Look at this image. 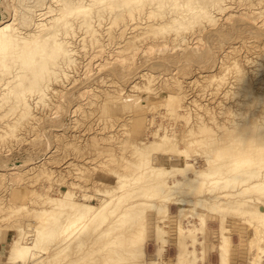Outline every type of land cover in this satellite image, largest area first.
Here are the masks:
<instances>
[{"label": "rangeland", "instance_id": "obj_1", "mask_svg": "<svg viewBox=\"0 0 264 264\" xmlns=\"http://www.w3.org/2000/svg\"><path fill=\"white\" fill-rule=\"evenodd\" d=\"M83 1L86 0H81L78 3L82 5ZM212 2L222 8L211 6ZM57 5L54 0H0V25L11 22L15 27L7 31L12 34L14 43L12 42L13 44L8 46L0 44V64L9 65L7 71L0 70L1 95L2 93L8 94L1 86L6 82L8 84H4L5 86L10 85L15 80V71L18 68H29L33 64V54L22 51V49L30 50L32 42L22 36L36 31V21L46 22L48 16L50 18V15L52 17L57 13L59 11ZM198 6H202L203 10H208L209 20L194 17L191 14V11ZM176 7L170 6L167 7L168 10L164 8L162 14L152 15L148 12L150 8L144 6V10L141 8L139 12L138 9H134L133 17L130 15L129 18L128 14H123L124 17L119 16L120 18L115 19L116 21H111L112 19L109 17L111 13H101L104 12L101 9L97 14L94 12L96 7L91 6L92 9L89 11L92 12V15L86 13L85 19L89 20L90 16L94 17L90 22L94 25L97 21L95 27L99 25V30H97L96 36L98 35L97 39H100L92 40L76 27L73 31L64 34L66 37L62 35V38L67 41L66 47L72 51V53L69 51V55L73 59L71 58L67 62L63 54L56 51L53 45H49L55 51V60L57 59V64H60L62 69L61 72L55 71V77L49 79L45 92H50H46L41 98H38L40 100H36L35 95L30 96L31 98L28 97L30 105L28 112L31 117L18 118L21 109L16 107V109L8 111V101H4L0 105V131H2L0 133H5L8 130L7 132L10 134L0 137V264H9L6 261V252L9 249L11 238L15 234L16 225H24L25 222L36 223L37 219L33 218L32 208L37 209L40 205L42 206L40 200L36 198L42 194L57 196L58 190L66 188H73L74 192L83 189L88 194L93 193L95 187H103V183L101 184L96 178L99 175L109 176V171L116 167L115 164L123 151L124 155H129L127 147L134 136L138 135L137 137L140 139L143 137L142 141H147L151 139L155 130H158L156 131L158 134H161L165 128L174 133L181 129L186 131L188 125L185 124V121L189 119L190 123H194L196 118H199L201 120L197 121L208 124L209 122L210 124L220 122V124L229 125L233 121L238 123L240 121L241 124L245 122L252 126L253 144L259 142L264 144V10H262L264 9V0H196L188 8L192 9L191 11L187 9L186 13L182 12L186 19L179 15L173 22H166L167 15L177 13L174 12L178 9ZM72 18H76V20ZM80 18L81 15L77 12H73L67 17L68 21L74 23L73 26ZM137 18L139 21L136 20ZM121 19L125 23L121 22ZM163 22L165 28L160 27L161 24H164ZM115 23L118 25L120 23V25L117 27ZM153 24L154 26L157 24L159 27L158 32H155L156 35L150 30ZM101 25L105 28L103 27V29ZM130 25H133L135 29ZM118 33L124 34V36H118ZM138 35L143 36L141 40ZM58 37H61V34ZM89 39L95 43L90 42ZM245 90L248 93L243 92L242 95V91ZM246 95L251 96V98L248 96L249 101L252 100L251 103L256 105L259 103L260 107L257 106L260 110L254 104L249 105L250 102L246 99ZM253 97L256 101L253 100ZM239 98L243 100L240 101ZM39 101H43V103ZM245 101L246 104L243 105ZM237 104H240L239 107L243 106L239 108ZM3 105L6 107L4 108ZM252 106H255L256 109ZM234 108L238 109V113ZM235 111L237 115L240 111L242 113L240 112L237 116ZM34 112H36V116ZM225 112L227 114H224ZM245 112L248 114L247 116ZM12 114L13 116H11ZM257 115L258 117H256ZM8 117L13 119L9 120ZM203 117L204 119H202ZM212 117L214 118L212 119ZM225 118L226 120H224ZM258 122L261 123V126L255 127ZM17 124H19L18 127ZM136 127L140 129L139 133ZM173 127H175V131ZM24 130L27 131L23 133ZM128 134L131 136L129 137ZM227 135L226 138H228ZM107 146L111 148H107ZM120 149L122 152H119ZM97 154H101L98 160H96ZM110 157L111 159H109ZM86 169L87 171H85ZM81 172L83 173L81 174ZM80 176L84 178V182ZM11 197L15 198L14 203ZM92 202L95 203V200ZM150 215H147V219L149 218L146 221L148 222V231L143 235L142 241L145 258L154 257L156 246L159 244L163 248L161 250L163 256L159 255L161 257V259L159 258L160 264H173L177 253L173 243V232L178 216L174 211L169 212L168 221L171 229L167 228V218L160 219L158 224L167 231L165 235L160 233L158 235H161L160 238L163 237L164 240L161 241L158 238L159 241L155 242L156 239L154 240L151 230L153 217L151 216V218ZM174 220L176 221L174 222ZM253 224L255 223L244 222L241 224L242 228L233 229L229 233L230 235L228 234L229 241L224 251L227 264H250V258L256 254V249L250 239L252 235L247 234L246 227H251ZM201 229L197 236L204 244H207V248L205 247L201 252L197 251V255L204 264H218L217 222L210 220ZM199 230L197 231L199 232ZM123 233L125 234V232ZM260 242L264 245V239ZM250 244L251 246H248ZM75 251L73 250L72 253L59 260L56 259L57 261L45 263L75 264L67 263L70 259L77 258L81 253L80 250ZM73 253L74 255H72ZM263 258L260 260L261 264H264ZM104 260L105 258L96 259L91 264H102ZM82 262H85V259ZM33 263L37 264L33 261L18 264Z\"/></svg>", "mask_w": 264, "mask_h": 264}, {"label": "bare ground", "instance_id": "obj_2", "mask_svg": "<svg viewBox=\"0 0 264 264\" xmlns=\"http://www.w3.org/2000/svg\"><path fill=\"white\" fill-rule=\"evenodd\" d=\"M54 1L58 4L57 7L59 11L52 15V17L50 15V18L48 16V20L46 22L36 21V31L32 33L25 32L26 34L22 36L24 39L26 38L27 41L32 42V47L30 50L22 49V51H27L28 53L33 54V64L29 68L22 67V69L18 68V70H14L16 73V78L11 82L10 85H4L6 83L8 84L6 80V83L1 82L4 85L3 86L1 84V87H3V89L6 90L8 94L5 95V93H2L1 95L0 93V105L4 101H8V111L19 107L21 111H19L20 113L18 114V118L21 119L22 117L24 118L26 116L31 117L28 112V107L30 106L28 97L31 98L30 96L35 95L37 97L36 100H40L38 98H41L42 95L47 92H45V88L47 87L49 79L54 76V74L56 73L55 71L61 72L62 68H60V64H57V59L55 60V51H53V49L49 45H53L56 51L58 50V52L63 54V56H65V61L67 62L72 58H70L71 55H69V51L71 50L66 47L65 44L67 43V41L62 38V35L67 34V32L69 31H73L74 27H76L83 31V33L86 34L90 39L95 40L98 38V35L96 36V34H98L97 30H99V25L97 26L98 29L97 27H95L97 21H95V24L93 23L94 25H92L90 21H92V18L94 17L90 16L89 20L85 19V16L87 14L89 15V13H92L91 11H89L90 9H92L91 6L96 7V10H94V12H97V14L99 10L101 11V9L104 11L101 13H111L109 15V17H111L110 19H112L111 21H116L118 17L122 16L123 14H128L129 18L130 15H132L133 17V14H135L132 13L133 10L138 9L139 12V9L143 8L144 6H148L150 8L148 12L152 15H155L157 13L162 14V10L164 8L177 6L176 8L178 9L174 10V12H177L176 14L171 13L167 16L165 15L167 19L166 22H173L179 15L184 17L183 19H186L185 15L182 12L187 11L190 5L194 4L196 0H86V3L83 1L84 4L82 5L78 3L81 0ZM67 2H69V5H67ZM212 5H215V3L213 4L212 2L211 6ZM215 6L220 9L222 8L217 5ZM143 10L141 11L143 12ZM73 12H77L79 15H81V18L75 22V26H73L74 23L68 21L67 19V17ZM46 14L48 15L47 12ZM191 14H193L194 17L207 18L208 20L210 19V13L208 12V10H203L202 6L196 7L195 10L193 9V11H191ZM74 19L76 20V18ZM136 20L139 21L138 18ZM160 21L162 22L161 19ZM121 22L125 23V21H122V19ZM129 22L128 24H130ZM110 24L112 23L110 22ZM181 24H183V22H181ZM119 25L117 24V27ZM122 26L123 24L121 25V27ZM155 26L153 24V27L150 29L154 34L155 32H158L157 30L159 28L157 24ZM101 27L103 28L104 26L101 25ZM160 27L165 28V23L161 24ZM13 28L15 27H13L11 22L0 25V44H2L3 46H8L14 43L12 34L7 32L12 30ZM121 32L123 31L121 30ZM60 34L61 37H58V35ZM84 34L83 36H85ZM119 35L124 36V34L121 33H118V36ZM142 37H140V40ZM78 38L80 39L81 37ZM92 40L90 42L95 43V41ZM63 58L61 59L63 60ZM60 63H62V61ZM7 67H9L8 64H0V70L2 71L6 70ZM247 90L242 91V95L243 92L246 94ZM248 96L246 97V99L249 101ZM249 97L251 98V96ZM53 98L55 97L53 96ZM242 100L240 99V101ZM253 100H255L254 97ZM43 101L41 102L43 103ZM250 101L252 100L250 99ZM245 104L246 101L245 103H243V105ZM250 104L252 105L254 103L250 102L249 105ZM243 105H241V107ZM254 105L257 106L256 104ZM255 106L252 107L256 109ZM258 106L260 107V105ZM3 107L5 108L6 105H3ZM259 107L258 110H260ZM227 109L229 108L227 107ZM229 111L227 112L229 113ZM236 111L238 113V109ZM35 113L36 112H34V114ZM224 114L227 113L225 112ZM5 115L7 116V114ZM247 115L248 114L246 113V116ZM11 116H13V114ZM204 117L202 119H204ZM256 117H258V115ZM10 118L12 117H8L9 120ZM213 118L214 117H212V119ZM198 119L199 118H196V121L194 123H190L189 119L185 121V124L188 125V128L186 127V131L177 129L178 132L174 133L169 132L170 129L166 130V128L162 130L161 134H158V132H156L158 130H155L154 132L152 131L153 135L152 137L150 136L151 139L147 141H142L143 137L141 139L137 137L140 129L136 127L138 129V133L136 132L137 136L133 137L131 143H129L130 145L127 143V145H129L127 147L129 155H124V151L122 152L121 150L125 146L120 147L121 149L119 150V152L121 151L122 155L118 158L117 164H115L116 160L115 162H113L116 167H111L112 169L109 171V176L99 175L100 177L98 176L96 178L101 184L103 183V187H95L93 189L94 192L92 190L93 193L87 194L85 191H83V189L79 190V192H74L72 191L73 188H66L65 190H58L59 194L57 196H51L49 194H42L41 196L38 195L39 197L36 199L40 200L42 206L40 205L37 209H33L32 207H30L32 208L33 218L37 219L36 223L31 224L25 222L26 224L24 225H16V227L14 228L15 234L14 236H12L9 249L6 252L7 263L18 264L26 263L27 261H33L37 262V264H40L42 262H53V260L55 261L56 259H61V257H66L67 255L72 253L73 250H80L81 253L77 256V258L70 259L67 263L91 264L96 259L105 258L102 264H160L159 258L161 259V257H159V255L162 254L161 250H163L161 245L156 243L158 244V246H156V253L154 254L155 256L149 259L145 258V254L142 250L143 235L148 231V222L146 221H148L149 218L147 219V215L151 214L150 217H153V220L151 219L153 223L151 230L153 232L154 240L156 239V242L159 241L157 240L158 238L161 241L162 239L164 240V238L162 237L161 239L160 236L162 234L165 235L167 231L166 229L161 228V225L158 224L160 222V219L163 220V218H167V228L171 229V226L169 227L168 215L169 212L171 213L172 211H174V213L178 217L176 218L177 221L174 220V222L176 221L177 224L173 232V243L175 249L177 250V253L175 255L173 264H204L198 257L197 251H203L205 247L207 248V244H204L199 236H197V233H200V231L202 230V226L210 220H215L217 222L216 231L218 238V264H227V258L224 251L226 249L225 246L229 241L228 234L231 233V230L233 229H239L241 227V224L247 221L249 223H255L251 227H246L248 230L247 234L250 233V235H252V238L250 239L252 240V243L254 244V247L256 249V254L254 253L255 255L250 258V264H261L260 260L264 256V245L260 242L264 239V144L260 142L257 144H253L251 139V132L253 130L252 126L247 125L245 122L241 124L239 121V124L238 122L231 121L232 123H230L229 125H224L223 123L220 124V122H214L212 124H210L209 122L208 124L206 122L203 123L197 121ZM224 120H226V118ZM24 123L26 122L24 121ZM18 125L19 124H17L16 126L18 127ZM8 128L10 127L8 126ZM173 128L175 131V127ZM17 130L19 129L17 128ZM132 130L134 131L135 129ZM7 131H5V133H0V137H3L4 134L8 135L9 132ZM26 131L27 130H24L23 133ZM227 134L231 135L228 136ZM226 135L228 138H226ZM189 147H191V149H189ZM107 148L111 147L107 146ZM109 150L107 151L110 152ZM97 155L96 160L100 159L99 156H101V154ZM109 159H111V157ZM93 168L95 169L94 166ZM87 169L90 170V168ZM87 169L85 171H87ZM82 173L83 172H81V174ZM103 178L106 179L103 181ZM81 179L83 181L84 178ZM89 187L90 186L88 185V188ZM92 200H95V203H93ZM15 201L16 200L13 197L12 202L14 203ZM148 211H150V213H148ZM197 230H199V232ZM123 232H125V234ZM159 233L161 234L160 236H158ZM251 244L248 246H251ZM72 255H74V253ZM84 259L85 262H82ZM62 261L64 260L62 259Z\"/></svg>", "mask_w": 264, "mask_h": 264}, {"label": "clouds", "instance_id": "obj_3", "mask_svg": "<svg viewBox=\"0 0 264 264\" xmlns=\"http://www.w3.org/2000/svg\"><path fill=\"white\" fill-rule=\"evenodd\" d=\"M261 126V123L258 122L257 125H255V127H260Z\"/></svg>", "mask_w": 264, "mask_h": 264}]
</instances>
